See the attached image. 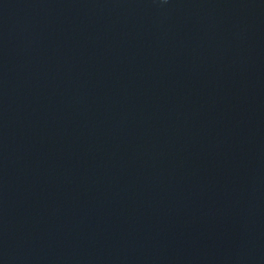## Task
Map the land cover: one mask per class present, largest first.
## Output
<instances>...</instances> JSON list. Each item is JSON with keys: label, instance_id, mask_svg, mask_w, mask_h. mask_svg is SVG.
Returning <instances> with one entry per match:
<instances>
[{"label": "water", "instance_id": "1", "mask_svg": "<svg viewBox=\"0 0 264 264\" xmlns=\"http://www.w3.org/2000/svg\"><path fill=\"white\" fill-rule=\"evenodd\" d=\"M0 264H264V0H0Z\"/></svg>", "mask_w": 264, "mask_h": 264}]
</instances>
